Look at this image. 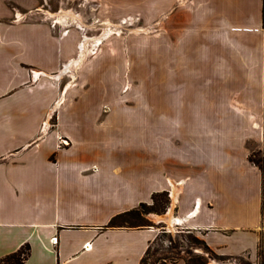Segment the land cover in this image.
<instances>
[{
	"label": "crops",
	"instance_id": "obj_1",
	"mask_svg": "<svg viewBox=\"0 0 264 264\" xmlns=\"http://www.w3.org/2000/svg\"><path fill=\"white\" fill-rule=\"evenodd\" d=\"M171 2L176 44H219L215 60H227L223 66L232 72L212 73L221 79H212L215 85L206 80L203 99L191 92L176 101L163 89L155 117L147 109L137 117L115 101L121 80L111 70L116 62L108 60L106 72H80L79 84L59 101L54 127L43 132L63 88L52 71L73 57L75 40H55L47 21H12L15 12L37 8V0H0V260L29 244L23 264H141L158 227L107 225L167 191L173 227L199 234L219 254L258 261L264 36L233 35L264 29V0ZM213 30L221 36H210ZM194 60L189 53L190 66ZM249 63L251 72H237ZM33 67L40 71L36 82ZM164 104L173 110L168 123ZM186 108L192 110L188 120L177 122L189 124V134L166 136V125L182 119ZM153 121L158 127L150 150L146 126ZM134 133L141 134L137 148ZM257 149L263 168L251 160Z\"/></svg>",
	"mask_w": 264,
	"mask_h": 264
},
{
	"label": "rangeland",
	"instance_id": "obj_2",
	"mask_svg": "<svg viewBox=\"0 0 264 264\" xmlns=\"http://www.w3.org/2000/svg\"><path fill=\"white\" fill-rule=\"evenodd\" d=\"M37 2V8L31 12H15L12 21H47L53 30L55 40L64 41L68 38L75 40L73 57L61 62L58 68L52 71L56 72L54 74L56 78H60L58 81L63 82V88L60 99L54 103L48 113V119L53 120L52 124L44 122L43 132L54 127L60 106L59 101L65 99L68 89H73L79 84L80 72H106L108 60L116 62L111 70L117 72V79L121 80L116 88L115 101L132 107L133 115L137 117L144 115L146 109L149 116L155 117L156 106L160 100L159 94L163 89L165 95L172 100H181L182 95L191 92H196L198 99H203L206 80L209 84L215 85L216 83L211 82L212 79H221L211 77L212 73L216 75V72H232L231 69L223 66L228 64L227 60L223 63L215 60L220 55L221 45L176 44L178 33L174 34L171 0H37ZM208 32L211 33V31ZM211 34L213 35L210 36L213 37L221 36L220 32L215 30ZM233 36L263 37L264 29H261L259 34L237 33ZM198 40L205 41V37ZM208 41L210 43L211 38ZM189 53H192V58H195L191 62L192 66L187 61ZM261 56L263 58L264 51ZM178 57L180 61H177ZM206 57H211L213 61L206 62ZM263 63L262 61L260 72H264ZM247 66L246 69H240L237 72H251V64ZM256 69L258 70L257 67ZM30 70L32 82L38 81L40 77L37 78L39 74L36 75L35 72L39 71V68L33 67ZM261 80L263 84L264 77H261ZM163 81L164 88H162ZM106 109L108 107H105ZM160 109L166 114V117L162 119L166 123L171 121L173 117L169 116L173 111L172 108L164 104L160 106ZM190 110L191 108L184 110L186 115L182 117L183 120L174 118L175 123L166 125V136L175 137L176 140L189 134L191 126L178 124L177 121L188 120ZM138 127L145 128V125H138ZM146 127L149 133V149H155L158 126L153 121ZM140 138L141 134L134 133L133 139L136 142L134 148L140 147ZM63 141L67 143L66 140ZM261 157L262 153L258 149L251 154L253 159ZM141 211L140 216H127L119 222L129 225L154 224L158 227L159 238L152 242L145 264H172L180 257H185L191 262L196 257H201L208 259L207 264L232 263L218 256H210L202 243L194 241L195 236L202 238L199 234L188 229L173 227L168 219L162 220V216L168 211L148 213L142 208ZM249 261L248 257H244L237 262L248 264ZM250 262L259 264V258L256 263Z\"/></svg>",
	"mask_w": 264,
	"mask_h": 264
},
{
	"label": "trees",
	"instance_id": "obj_3",
	"mask_svg": "<svg viewBox=\"0 0 264 264\" xmlns=\"http://www.w3.org/2000/svg\"><path fill=\"white\" fill-rule=\"evenodd\" d=\"M253 162H255L257 165H259L261 168H263V156L260 159H253L251 158ZM152 203H141L137 208H134L130 211L121 213L116 215L112 218V220L109 222L107 227H145V226H154V224H125L120 223L119 220L122 218H125L127 216L137 215L140 216L142 214L141 208L145 210V212H159V213H165L168 209V206L170 205L171 199L169 196V193L167 191H161V192H155L152 196ZM157 236L153 241L158 239ZM152 241V242H153ZM194 241H199L203 244L205 250L209 252L210 256H218L220 258L226 259L228 262H232L231 264H238V260L244 259V256H232V255H223L216 252L213 248H211L207 242L204 239H200L195 236ZM152 242L150 243V246L146 252V255L142 259L141 264H145L146 258L148 254L150 253V249L152 247ZM30 245H25L21 250L18 252L11 254L9 256H6L5 258L0 260V264H23L24 261L27 259L29 253H30ZM180 259L184 260L186 264H207L208 259H203L201 257H196L192 262L188 261L185 257H180L178 259H175L173 263L178 262ZM249 259V258H248ZM250 260V259H249ZM234 261V262H233ZM251 261V260H250ZM247 262L248 264H252V262ZM228 264V263H227ZM259 264H264V235L261 237V243L259 248Z\"/></svg>",
	"mask_w": 264,
	"mask_h": 264
},
{
	"label": "bare ground",
	"instance_id": "obj_4",
	"mask_svg": "<svg viewBox=\"0 0 264 264\" xmlns=\"http://www.w3.org/2000/svg\"><path fill=\"white\" fill-rule=\"evenodd\" d=\"M66 15H68V14H66ZM72 16H74V15H72ZM63 19V18H62ZM84 44H86V43H84ZM83 44V45H84ZM83 50V49H82ZM79 60V59H78ZM78 62V61H77ZM78 64V63H77ZM70 67V66H69ZM40 73V71H36V75H38ZM171 218H172V216H171V214H168V220L169 221H171ZM173 219V218H172Z\"/></svg>",
	"mask_w": 264,
	"mask_h": 264
},
{
	"label": "water",
	"instance_id": "obj_5",
	"mask_svg": "<svg viewBox=\"0 0 264 264\" xmlns=\"http://www.w3.org/2000/svg\"><path fill=\"white\" fill-rule=\"evenodd\" d=\"M168 219V214H165L164 216H162V220Z\"/></svg>",
	"mask_w": 264,
	"mask_h": 264
},
{
	"label": "built area",
	"instance_id": "obj_6",
	"mask_svg": "<svg viewBox=\"0 0 264 264\" xmlns=\"http://www.w3.org/2000/svg\"><path fill=\"white\" fill-rule=\"evenodd\" d=\"M54 240L56 241V238H54Z\"/></svg>",
	"mask_w": 264,
	"mask_h": 264
}]
</instances>
